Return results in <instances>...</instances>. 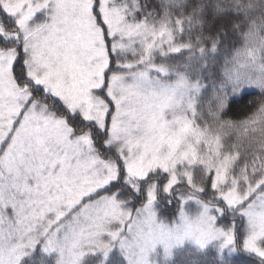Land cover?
<instances>
[{
  "label": "snow or ice",
  "instance_id": "1",
  "mask_svg": "<svg viewBox=\"0 0 264 264\" xmlns=\"http://www.w3.org/2000/svg\"><path fill=\"white\" fill-rule=\"evenodd\" d=\"M0 264H264V0H0Z\"/></svg>",
  "mask_w": 264,
  "mask_h": 264
},
{
  "label": "trees",
  "instance_id": "2",
  "mask_svg": "<svg viewBox=\"0 0 264 264\" xmlns=\"http://www.w3.org/2000/svg\"><path fill=\"white\" fill-rule=\"evenodd\" d=\"M252 98H255V97H252V96H249L242 105H238V106H235L233 108V111L231 113H229V115H232V116H239L241 114H243V112L246 110V108L248 107V103H247V100L248 99H252Z\"/></svg>",
  "mask_w": 264,
  "mask_h": 264
},
{
  "label": "rangeland",
  "instance_id": "3",
  "mask_svg": "<svg viewBox=\"0 0 264 264\" xmlns=\"http://www.w3.org/2000/svg\"><path fill=\"white\" fill-rule=\"evenodd\" d=\"M182 255V254H181Z\"/></svg>",
  "mask_w": 264,
  "mask_h": 264
}]
</instances>
